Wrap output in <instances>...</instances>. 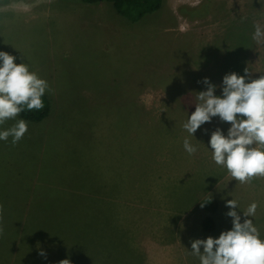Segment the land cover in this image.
Here are the masks:
<instances>
[{"label": "rangeland", "instance_id": "374dc122", "mask_svg": "<svg viewBox=\"0 0 264 264\" xmlns=\"http://www.w3.org/2000/svg\"><path fill=\"white\" fill-rule=\"evenodd\" d=\"M18 1L0 0V51L48 82L49 110L41 121L19 114L28 130L17 144L0 140V264H200L191 241L233 227L231 199L241 222L258 204L250 219L264 239V177L242 184L207 158L211 133L231 124L183 128L205 77L219 96L226 74H264V42L252 39L264 0H162L136 20L112 0L8 7ZM182 5L202 14L190 19ZM178 167L192 175L164 178ZM208 187L215 196L203 197ZM197 195L193 225L177 227L176 209ZM209 202L219 210L200 222Z\"/></svg>", "mask_w": 264, "mask_h": 264}, {"label": "clouds", "instance_id": "9594fccd", "mask_svg": "<svg viewBox=\"0 0 264 264\" xmlns=\"http://www.w3.org/2000/svg\"><path fill=\"white\" fill-rule=\"evenodd\" d=\"M253 27L252 39L257 44L264 42V28L259 23H254ZM15 61L14 55L0 51V126L16 120L25 108L29 111L43 109L42 97L49 89L48 82L31 71L27 63ZM245 73L250 72L245 69ZM203 83L207 90L198 93L195 111L188 116L183 128L194 136L213 117L229 122L231 127L227 135L220 128L211 133L212 159L242 184L264 177V74L250 82H246L244 75L226 74L222 81V95L219 96L214 94L217 86L211 84L207 77ZM27 130L26 120H16L10 128L0 130V140L7 141L11 136L15 145ZM183 146L190 155L197 151L188 138L184 139ZM227 206L231 209L227 215L232 217L233 227L222 231L218 238L209 236L192 240V254L199 258L200 264H264V239L250 219L255 216L258 204L252 202L243 210V222L236 211L240 208L238 202L228 200ZM3 215L4 205L0 203V221ZM3 231L0 225V234ZM60 264H70V261L65 259Z\"/></svg>", "mask_w": 264, "mask_h": 264}, {"label": "trees", "instance_id": "16d2710c", "mask_svg": "<svg viewBox=\"0 0 264 264\" xmlns=\"http://www.w3.org/2000/svg\"><path fill=\"white\" fill-rule=\"evenodd\" d=\"M81 1L94 3L101 0H81ZM112 1L119 13L129 17H133L135 20L143 16L144 14L159 8L162 3V0H112ZM196 8L198 7L187 8L182 5L178 8V11L182 15L191 19L196 17L197 15L199 16L200 14H202L199 12L200 11L199 8L196 12L195 11ZM42 100L44 103L43 109L29 111L25 108V110L22 111L20 114L27 119L41 121L47 115L49 110L48 99L42 97ZM206 223H210V220H207Z\"/></svg>", "mask_w": 264, "mask_h": 264}, {"label": "crops", "instance_id": "0c3cea01", "mask_svg": "<svg viewBox=\"0 0 264 264\" xmlns=\"http://www.w3.org/2000/svg\"><path fill=\"white\" fill-rule=\"evenodd\" d=\"M45 2H47V3H52L53 1L52 0H46V1H44V0H34V1H32L31 3H30V1H18V2H16L15 4H14V6H12V5H9L8 7H13V8H16V5H21V6H24V8H36L37 6H39L40 4H42V3H45ZM28 3H30V4H28ZM46 4V3H45ZM7 7V8H8ZM33 10H35V9H33ZM48 11H46V13H47ZM47 15H48V13H47ZM59 84H57V85H53V86H58ZM134 143H137V144H139V141H135L134 140ZM136 148H138V146L136 147ZM210 149V148H209ZM212 156V153L211 154H207V158L210 160V157ZM204 160V159H203ZM181 164H182V167H188V166H190V170L192 169V166H193V164L191 163V162H189V163H182V162H180ZM169 166H170V163L168 164ZM180 167H178V169H176V174H173V175H170V174H167V175H165L164 176V178L165 177H167V176H169V178H189L192 174H191V172L189 171V173L188 174H181L183 171H186V169L185 168H183V170L182 169H179ZM162 177H163V175H162ZM162 177H161V179H162ZM209 189H210V187H208L207 188V191H205L204 193H203V197H206V196H208V195H214L215 196V194L213 193V192H210L209 191ZM201 199H203V198H201ZM199 201H200V195L198 196H194L191 200H189V202H187V204L186 205H184V206H182L180 209H176L177 210V218H176V226L178 227L181 223H182V225L185 227V228H189L188 227V225H193L192 224V222H194V220H195V218L192 220V222H191V220H189L188 219V216H189V209L191 208V206H193V205H196V206H198L199 205ZM214 201V200H213ZM217 205V204H216ZM215 205V206H216ZM212 206H214L213 204H212V202L210 203H208V204H206V205H203L201 208H203V209H201L200 211H199V213H198V219H199V221L200 222H204V221H207L209 218H213L212 216H211V212L212 211H214L215 210V212H217L219 209H217V207L216 208H213ZM185 223V224H184ZM191 227V226H190ZM144 252H145V250H144Z\"/></svg>", "mask_w": 264, "mask_h": 264}]
</instances>
